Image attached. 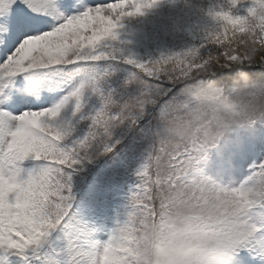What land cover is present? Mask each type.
<instances>
[{
  "label": "snow or ice",
  "instance_id": "snow-or-ice-1",
  "mask_svg": "<svg viewBox=\"0 0 264 264\" xmlns=\"http://www.w3.org/2000/svg\"><path fill=\"white\" fill-rule=\"evenodd\" d=\"M165 2L0 0V264H131L127 237L155 202L144 175L157 155L152 130L162 114L181 111L187 81L160 56L144 59L128 50L124 33ZM201 7V22L217 33L229 31L224 16L244 21L253 40L257 25L264 27L257 0H205ZM245 35L232 29L215 44L217 52ZM68 65L79 67L64 73ZM45 69L79 82L47 107L10 111L33 94ZM140 146L145 155L132 172L125 210L116 212L107 240L81 246L78 240L105 230L84 210L126 182L129 154ZM257 149L264 152V118L250 129L225 130L199 161L203 173L220 181L216 198L233 217L227 264H264V156L248 163ZM188 157L196 159L191 150ZM58 225L71 233L57 248L50 236Z\"/></svg>",
  "mask_w": 264,
  "mask_h": 264
},
{
  "label": "trees",
  "instance_id": "trees-1",
  "mask_svg": "<svg viewBox=\"0 0 264 264\" xmlns=\"http://www.w3.org/2000/svg\"><path fill=\"white\" fill-rule=\"evenodd\" d=\"M231 30H221L219 33L215 30L212 33L204 31V37L190 38L189 41L186 37H178L171 40V46L150 40L138 46L141 58L160 56L167 67L176 70L187 81L183 89L185 98L177 106L181 111L162 114L159 126L152 130L157 155L153 157L151 173L145 170L144 175L151 182L149 190L155 202L153 210L136 221L129 236L131 246L140 247V250L146 244L147 248L150 247L154 228L163 230L169 227V219L178 208L189 221L186 225V239L196 250L201 247L198 243L206 235L193 237L195 222L218 219L208 210L213 201L209 193L212 191L207 187L206 180L193 171L199 161L203 160L205 149L219 140L225 130L250 129L264 118V87H248L264 83L263 33L260 29L255 40L252 31L245 33L243 39L225 45L217 52L215 44L221 39H228ZM167 45V50L160 51ZM233 56L240 57V61H230ZM200 63H208L209 69L190 72L192 66ZM239 134L249 136L248 132ZM189 150L196 157L195 161H189ZM144 155L143 146L129 154V160L133 161L129 169H135L143 161ZM129 169L127 183L121 186L125 195L131 175ZM135 182L136 178L132 185ZM213 210L217 211V207ZM65 229L66 226L58 225L50 236V242L55 238L63 240ZM140 241L143 245L138 244ZM197 261L198 264H204L199 259ZM143 264H149L148 253Z\"/></svg>",
  "mask_w": 264,
  "mask_h": 264
},
{
  "label": "rangeland",
  "instance_id": "rangeland-1",
  "mask_svg": "<svg viewBox=\"0 0 264 264\" xmlns=\"http://www.w3.org/2000/svg\"><path fill=\"white\" fill-rule=\"evenodd\" d=\"M60 0H58V3ZM257 3L264 6V0H257ZM205 4V0H166L161 7L150 13L148 16L136 21L130 22L126 32L124 33L125 45L126 48L141 57L138 46H142V43H145L146 40L150 42H159L160 44H169L171 46V40L178 37H186L187 41L190 38L199 39L204 37V31L212 33L213 30H209L207 23H202V15L206 14L204 8L201 6ZM71 14V13H66ZM33 15H41L40 13H33ZM45 19L51 20L50 16H45ZM224 23L227 25L228 29H234L237 32L248 33L250 28L248 25L242 21L239 17H222ZM48 25H42L39 30L43 31L47 28ZM262 31L261 38L264 41V27L257 25ZM223 30V29H221ZM176 32V33H175ZM170 40V42H169ZM169 42V43H168ZM13 47L15 44L12 45ZM145 46H148L145 44ZM144 49V48H143ZM167 50L168 45L160 49ZM151 53V52H150ZM230 61H240V57L233 56L229 59ZM208 63H200L194 65L190 68V72L198 70L207 71ZM79 66L78 65H68L63 66L64 73H72ZM45 74V79L41 81L36 88L33 89V94H30L28 99L22 104L16 106L15 108L9 109L10 111H21L25 107H47L60 99L70 87L74 86L79 82L78 77L73 79L66 80L64 75L60 72L51 71L48 69L41 70ZM21 83V78H16V85L19 86ZM249 88L255 89L256 87H264L263 84H252L248 86ZM264 156V152L254 150L250 153V158L248 163L252 162V159L257 161ZM133 161L129 160V165ZM194 174L200 175V177L207 182V187L210 188L212 192L210 197L213 201L208 210L217 217L218 220H205L204 223L195 222V227L192 228L193 237L197 238L199 234H205L203 236V241H200L201 247L197 250L198 255L196 259H199L204 264H227V249H226V240L229 234V230L232 228L233 217L228 210L220 203L216 198L215 188L220 183V181L213 176H210L206 173H203L201 170L200 163L195 167ZM134 167H131V175H129L128 185L125 190L126 194L122 191V187H119L115 190L114 193L109 194V197L105 203L97 205L91 211L84 210L83 215L86 219H93L97 222H102L105 230H97L94 233H91L83 240H78L77 243L81 246L87 247L91 241H105L108 238L107 228H111L116 219V212L120 211L123 213L125 210V205L128 201L129 189L132 186V183L135 180V176L132 174ZM244 174H247V164L245 165ZM239 177L237 178V182ZM223 182L227 183V178H223ZM127 183V182H126ZM125 183V184H126ZM139 202V201H138ZM217 207V211L213 210L214 207ZM223 210V211H221ZM206 216L209 217L207 213ZM123 219V216L120 217ZM66 233H71V229L66 227L64 232V237ZM129 243L125 246V253L128 257H131V264H143L146 256L147 244L145 247L140 250V247L134 245L131 246V239L127 237ZM204 242V243H203ZM212 242V243H211ZM64 243L63 240H58L55 238L51 243L53 247H62ZM139 245H143V242H138ZM144 259V260H143ZM205 260V262H204Z\"/></svg>",
  "mask_w": 264,
  "mask_h": 264
},
{
  "label": "clouds",
  "instance_id": "clouds-1",
  "mask_svg": "<svg viewBox=\"0 0 264 264\" xmlns=\"http://www.w3.org/2000/svg\"><path fill=\"white\" fill-rule=\"evenodd\" d=\"M188 222L178 208L169 219V227L153 229L151 245L146 249L149 264H198V252L186 239Z\"/></svg>",
  "mask_w": 264,
  "mask_h": 264
}]
</instances>
